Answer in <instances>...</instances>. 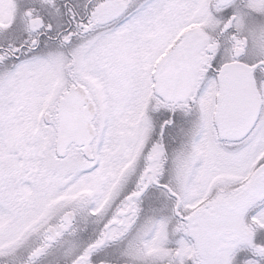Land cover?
I'll list each match as a JSON object with an SVG mask.
<instances>
[{
    "label": "snow or ice",
    "instance_id": "1",
    "mask_svg": "<svg viewBox=\"0 0 264 264\" xmlns=\"http://www.w3.org/2000/svg\"><path fill=\"white\" fill-rule=\"evenodd\" d=\"M0 264H264V0H0Z\"/></svg>",
    "mask_w": 264,
    "mask_h": 264
}]
</instances>
